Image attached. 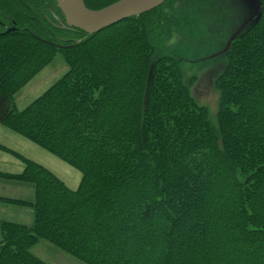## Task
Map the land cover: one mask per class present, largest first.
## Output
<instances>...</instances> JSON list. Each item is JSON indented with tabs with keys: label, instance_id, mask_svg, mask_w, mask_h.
<instances>
[{
	"label": "trees",
	"instance_id": "trees-1",
	"mask_svg": "<svg viewBox=\"0 0 264 264\" xmlns=\"http://www.w3.org/2000/svg\"><path fill=\"white\" fill-rule=\"evenodd\" d=\"M121 0H83L99 11ZM180 0L97 34L55 0H0V126L81 174L70 190L19 160L32 224L0 220V264H49L45 241L82 264H264V0L215 80L216 124L151 36L170 38ZM65 73L22 110L16 96L56 57Z\"/></svg>",
	"mask_w": 264,
	"mask_h": 264
},
{
	"label": "rangeland",
	"instance_id": "rangeland-1",
	"mask_svg": "<svg viewBox=\"0 0 264 264\" xmlns=\"http://www.w3.org/2000/svg\"><path fill=\"white\" fill-rule=\"evenodd\" d=\"M257 15V0H180L172 15V19L177 24L172 36L170 38L151 36V44L163 55L180 58L183 81L190 84V92L196 103L207 109L212 125L216 124L219 105L215 80L225 67V51L235 36L244 33L254 23ZM65 71L63 58L56 56L16 96V109L22 110L37 99ZM0 128L5 130L0 136L8 140L7 142L4 138L0 139V142H3L0 143L1 146L41 165L58 177L70 190L78 187L81 174L77 170L35 145L24 142L19 135L6 127ZM3 154L5 155L1 157H5L6 160L0 161L1 173L12 174L23 168L19 160L10 154ZM8 184L0 186L1 198L25 199L26 197H23L27 196V191H31L26 185H23L26 189L24 190L21 183ZM13 210L8 215L9 220L29 224L30 216L21 213L29 209L18 207ZM31 251L49 264H82L45 241H40Z\"/></svg>",
	"mask_w": 264,
	"mask_h": 264
},
{
	"label": "water",
	"instance_id": "water-1",
	"mask_svg": "<svg viewBox=\"0 0 264 264\" xmlns=\"http://www.w3.org/2000/svg\"><path fill=\"white\" fill-rule=\"evenodd\" d=\"M166 0H121L107 8L94 11L83 0H55L66 24L90 35L113 25L138 17L160 7Z\"/></svg>",
	"mask_w": 264,
	"mask_h": 264
},
{
	"label": "crops",
	"instance_id": "crops-1",
	"mask_svg": "<svg viewBox=\"0 0 264 264\" xmlns=\"http://www.w3.org/2000/svg\"><path fill=\"white\" fill-rule=\"evenodd\" d=\"M1 127V126H0ZM1 130H0V134L2 135V133L4 132L5 133V130H2V128H0ZM3 131V132H2ZM7 132V131H6ZM7 135H10V134H7ZM7 137V136H6ZM5 139V137L4 136H0V139ZM21 138V137H20ZM22 139V138H21ZM6 140V139H5ZM24 142H26L27 143V141H25L24 139H22ZM7 142H8V140H6ZM0 143H3V142H0ZM28 144H30V145H33V144H31V143H29L28 142ZM2 145V144H1ZM41 150V149H40ZM3 155H5V154H3L1 151H0V161H3V160H6V158L5 157H1V156H3ZM23 170V168L21 167L20 168V170L19 171H17V172H15V173H12V174H18V173H20L21 171ZM5 173H8V172H5ZM3 181V182H2ZM6 181V180H5ZM8 183H12L11 181H7V182H4V180H0V186L1 187H3L4 185H6V184H8ZM9 185V184H8ZM21 185V184H20ZM23 186V185H22ZM22 186H20V187H22ZM28 187V186H27ZM22 189V188H21ZM23 189L24 190H26L25 189V187L23 186ZM28 192V194H27V196H24L23 198H25V199H30L31 198V196H32V191H27ZM14 208H18V206H11V205H8V204H4V203H0V220H6V221H12V220H9L8 218V215L12 212V211H14L13 209ZM20 208H22V207H20ZM20 211H22V209H19ZM21 213H25V214H27V215H29L30 216V222H29V224H27V225H30V224H32V220H33V216H32V212L30 211V210H24V212H21ZM14 222V221H13Z\"/></svg>",
	"mask_w": 264,
	"mask_h": 264
}]
</instances>
